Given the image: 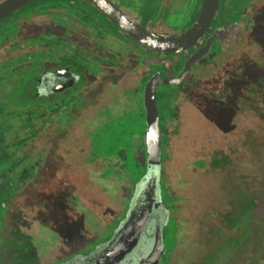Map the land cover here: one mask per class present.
<instances>
[{
    "label": "flooded vegetation",
    "instance_id": "af4514ba",
    "mask_svg": "<svg viewBox=\"0 0 264 264\" xmlns=\"http://www.w3.org/2000/svg\"><path fill=\"white\" fill-rule=\"evenodd\" d=\"M201 6L0 0V162L7 165L0 176V264H97L128 234L127 219L147 190L150 212L117 264L150 256L149 264H215L253 238L264 199L263 153L249 158L246 173L227 170L226 186L224 168L212 171V124L193 121L198 108L187 110L193 94L212 101L196 74L223 70L217 65L224 55L223 63L259 74L264 0H220L215 18L189 44H161L192 29ZM187 14L182 29L166 21ZM78 153L86 161L66 167L64 156ZM51 171L57 177L50 183ZM194 244L201 249L192 251Z\"/></svg>",
    "mask_w": 264,
    "mask_h": 264
},
{
    "label": "rangeland",
    "instance_id": "374dc122",
    "mask_svg": "<svg viewBox=\"0 0 264 264\" xmlns=\"http://www.w3.org/2000/svg\"><path fill=\"white\" fill-rule=\"evenodd\" d=\"M188 18L189 14L186 16L169 15L166 21L168 24L175 26L176 29H182L187 25ZM229 56L228 54L226 57L228 58ZM223 62H225V55L222 59L218 60L217 65L218 67L224 66V69L214 71L215 68H212V75L207 70H201L196 74L200 79L198 89L212 97V101H210L212 102V109L209 110L207 108L208 104L211 103L199 93V95L193 94L190 96L187 113L198 108L200 110L199 115L198 117L195 116L193 121H198V124H212V171H215L216 168H224L222 170L223 172L225 171V185L229 186L231 185L232 174H230V171L226 174V171L231 167L235 168L240 166L238 168L244 169V173H246L248 169L247 161L252 156H258L259 152L263 153V162L261 165L264 168V66L262 69L260 68L261 73L259 72L257 75V71L252 68L245 67L244 69H237L238 66L236 64L229 63L228 61L226 63ZM190 107H193V109ZM189 115L191 116V113ZM190 122L192 123L191 119ZM202 127L204 126L202 125ZM201 128L199 129L201 130ZM2 152L3 149L0 146V155ZM64 158L65 163L69 161V166L68 163L64 165L72 170L74 169V162L85 160V156L83 155L82 157L79 153L73 157L66 155ZM6 166V161L3 163L0 162V176L4 175V168ZM62 168L63 160L61 158L59 160V170ZM55 172L51 171L50 173V183L56 176ZM212 175H214V172H212ZM85 177L84 183L86 185L88 183V175ZM46 178H48L47 175ZM46 178L43 173L40 181L45 182ZM259 179L261 181L260 188H264L262 175L259 176ZM207 184L214 187L212 177L208 180ZM226 186L224 187L225 190L227 188ZM225 197L230 198L228 196ZM219 198L224 199V196ZM33 199L31 197L28 200ZM201 200L203 201V199L197 200L198 205L202 202ZM213 204L217 206L214 201H212ZM221 206V204L218 205V207ZM40 211L42 212L39 214L46 219L47 214L44 213V210ZM247 217L249 221L250 216ZM51 219L55 221L58 218L56 216L52 218L50 214ZM255 219L258 222V226L254 231L253 238L248 241L247 245L238 251L237 256L236 254H232L230 250H226L225 254L222 253L219 255V259H217L215 264H264V199ZM245 222L243 220V223ZM1 226L2 215L0 214ZM174 231L175 228L172 224V235ZM148 240L149 236L147 235L145 238L146 245L148 244ZM191 248L192 251H199L201 249L200 245L196 246L195 244Z\"/></svg>",
    "mask_w": 264,
    "mask_h": 264
},
{
    "label": "water",
    "instance_id": "95a60500",
    "mask_svg": "<svg viewBox=\"0 0 264 264\" xmlns=\"http://www.w3.org/2000/svg\"><path fill=\"white\" fill-rule=\"evenodd\" d=\"M13 3L14 0H12V4ZM7 5H8L7 2L4 3L2 9L5 8ZM219 6H220V0H202L200 16L198 18V21L192 27V29H190L187 33H185L184 35L178 38H162L161 44H165L167 47L176 46L178 44H181L183 46L189 44L193 39V37H195L196 34L195 32L196 31L200 32L201 28L205 26V24H207L211 20V18L212 20L215 18ZM116 17L113 18V20L117 22ZM118 17L120 18V16ZM118 24L125 31V27L127 26L122 23L120 24L119 22ZM150 168H151L150 183L154 184L156 181V175L159 168V160L157 154H155L154 158L152 157L150 159ZM150 194L151 193L147 190L146 197L143 198L139 203L137 202L136 205H134V209H133L134 211L130 213V217L127 219L126 222L130 226L128 234L126 233V236L121 239L118 247H115L113 250L107 253V255H105L103 259L100 260L97 264H117L122 258H124V256L131 250V248L135 246L154 201L153 196H150ZM150 258L151 256L146 259H143L140 262V264H149L151 262Z\"/></svg>",
    "mask_w": 264,
    "mask_h": 264
}]
</instances>
